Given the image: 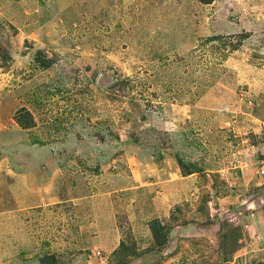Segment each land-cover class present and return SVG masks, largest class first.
<instances>
[{"label": "rangeland", "instance_id": "obj_1", "mask_svg": "<svg viewBox=\"0 0 264 264\" xmlns=\"http://www.w3.org/2000/svg\"><path fill=\"white\" fill-rule=\"evenodd\" d=\"M263 166L264 0H0V264H264Z\"/></svg>", "mask_w": 264, "mask_h": 264}, {"label": "trees", "instance_id": "obj_2", "mask_svg": "<svg viewBox=\"0 0 264 264\" xmlns=\"http://www.w3.org/2000/svg\"><path fill=\"white\" fill-rule=\"evenodd\" d=\"M27 115H28V117H29V113H27V114H24V117L26 118L27 117ZM28 119V118H27ZM30 119V120H29ZM29 119H28V122L27 123H25V122H23V120L19 117L18 118V122L19 123H23V124H28L29 126L30 125H32V123H33V118L32 117H29ZM188 173V172H187Z\"/></svg>", "mask_w": 264, "mask_h": 264}, {"label": "built area", "instance_id": "obj_3", "mask_svg": "<svg viewBox=\"0 0 264 264\" xmlns=\"http://www.w3.org/2000/svg\"><path fill=\"white\" fill-rule=\"evenodd\" d=\"M262 173H264V166H263V168H262Z\"/></svg>", "mask_w": 264, "mask_h": 264}]
</instances>
